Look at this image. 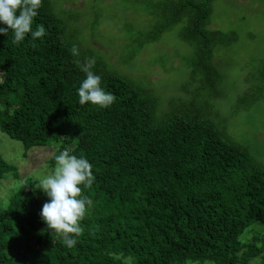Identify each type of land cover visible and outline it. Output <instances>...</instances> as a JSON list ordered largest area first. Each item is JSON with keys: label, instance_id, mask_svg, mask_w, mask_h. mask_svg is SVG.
<instances>
[{"label": "trees", "instance_id": "1", "mask_svg": "<svg viewBox=\"0 0 264 264\" xmlns=\"http://www.w3.org/2000/svg\"><path fill=\"white\" fill-rule=\"evenodd\" d=\"M210 4L144 2L152 20L136 34V51L177 23L178 39L190 48L180 59L192 88L182 87L184 96L162 109L150 89L84 47L50 0H42L32 26H44L42 37L29 33L13 43L10 29L0 34V131L23 149L56 144L83 156L95 177L91 187L81 186L93 205L72 248L40 218L46 193L35 181L20 184L0 209V264H248L254 258L264 264V237L258 246L238 239L253 222L264 225V163L210 117L219 82L213 48L235 40L232 32L207 29ZM73 44L79 57L70 52ZM85 58H95L93 72L115 96L109 107L79 103L85 74L75 61ZM250 81L239 108L262 96L264 59ZM4 172L16 176L0 157V178Z\"/></svg>", "mask_w": 264, "mask_h": 264}, {"label": "rangeland", "instance_id": "2", "mask_svg": "<svg viewBox=\"0 0 264 264\" xmlns=\"http://www.w3.org/2000/svg\"><path fill=\"white\" fill-rule=\"evenodd\" d=\"M157 1V0H149ZM145 0H50L52 11L75 32L84 47L92 49L110 69H114L150 89L162 109L168 99L184 96L189 69L181 56L189 46L178 39L180 23L163 32L153 42L136 51L135 36L147 30L151 17L145 13ZM207 29L232 32L235 40L215 45L212 64L219 82L212 97V121L227 130L250 156L264 163V90L247 107H237L236 100L250 85L253 69L264 59V0H211ZM249 78V81H247ZM188 90V91H189ZM156 108L155 116L159 115ZM56 144L31 146L0 131V157L14 166L16 176L4 172L0 178V209L26 180L36 182L55 167ZM44 192V191H43ZM264 225L258 221L246 227L239 241L260 245ZM184 264H212L210 261H187ZM248 264H258L252 259Z\"/></svg>", "mask_w": 264, "mask_h": 264}, {"label": "clouds", "instance_id": "3", "mask_svg": "<svg viewBox=\"0 0 264 264\" xmlns=\"http://www.w3.org/2000/svg\"><path fill=\"white\" fill-rule=\"evenodd\" d=\"M42 7V0H0V23L7 28H0V34L7 35L9 29L14 34L13 43L24 40L31 33L34 38L45 34L43 25H37L33 31L34 18ZM72 56L79 57L77 45L70 48ZM77 67L85 74L78 88L79 103H91L102 108L115 102V96L101 87V76L93 72L95 58H85L83 62L75 61ZM3 83V79H0ZM55 167L39 181V188L46 193L49 202L43 204L40 218L47 228L54 230L62 237L64 244L72 248L84 229L81 221L93 201L88 196H82V187L88 188L95 177L92 164L83 156L77 157L65 149L54 156ZM119 258V257H117Z\"/></svg>", "mask_w": 264, "mask_h": 264}]
</instances>
